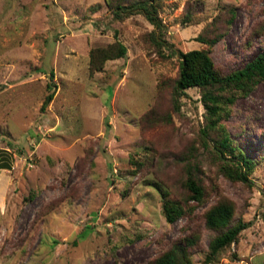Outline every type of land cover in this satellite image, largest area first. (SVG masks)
<instances>
[{
	"label": "rangeland",
	"instance_id": "obj_1",
	"mask_svg": "<svg viewBox=\"0 0 264 264\" xmlns=\"http://www.w3.org/2000/svg\"><path fill=\"white\" fill-rule=\"evenodd\" d=\"M188 3L199 4L197 21L182 23ZM226 5L235 14L211 47L215 64L230 72L264 49V0H166L171 48L206 47L195 36L228 16ZM115 29L126 55L90 74V48L114 41ZM151 29L139 13L113 19L104 0H0V159L10 163L0 168V264H146L185 234L198 236L192 264H264V80L222 119L255 164L248 181H233L212 144L203 147L198 87L185 88L172 109L179 58L168 47L158 52ZM187 150L197 152L206 195L167 222L155 182L181 199L175 156ZM132 153L145 159L134 174ZM222 198L235 205L233 222L248 224L206 261L214 231L204 213Z\"/></svg>",
	"mask_w": 264,
	"mask_h": 264
},
{
	"label": "trees",
	"instance_id": "obj_2",
	"mask_svg": "<svg viewBox=\"0 0 264 264\" xmlns=\"http://www.w3.org/2000/svg\"><path fill=\"white\" fill-rule=\"evenodd\" d=\"M166 0H104L111 16L115 20H124L132 14H142L152 25L148 33L150 42L156 46L158 52L163 56L162 48L168 47L172 53L179 58L178 74L174 79L171 99L172 109L179 110L178 98L184 89L196 86L200 92V101L204 108V123L201 130L203 147L212 151L220 159L219 169L222 174L233 181H248V174L254 168V160L247 156L242 149L235 144L230 133L222 123V119L230 113L231 106L238 95L247 94L259 81L264 80V49L256 53L241 67L230 72H223L214 62L210 51L211 47L222 38L224 31L234 17L233 5H226L225 13L221 20L213 17L198 32L195 39L206 44V47L181 50L171 48L172 44L166 40L164 34L166 26L160 15V10ZM199 4L188 3L181 18L182 23L197 21L194 14L199 9ZM223 22L224 25H220ZM264 28V27H263ZM118 30H114L115 39L104 45L90 48L88 68L92 74L100 70L108 59L124 57L127 53L126 45L117 37ZM252 40V39H251ZM53 71L50 70V76ZM54 91L46 93L41 109L44 110L52 100ZM149 113H147L148 115ZM150 116V115H149ZM161 116L166 122L171 119V112L165 110ZM148 117V116H147ZM211 141V142H210ZM190 150L187 153L177 154L175 158L184 166V177L182 185L185 195L180 199L173 197L170 188L157 180L155 186L160 193L161 211L167 222H173L180 216L192 213L197 204L202 203L206 188L198 176L199 157L197 152ZM142 157L137 158L135 153L129 157V162L134 174L144 164ZM10 167V163L3 157L0 159V168ZM192 201V202H190ZM235 205L232 200L222 198L206 209L204 213L205 225L214 231L208 242L205 255L206 261H211L221 250L236 241L239 232L246 227L248 222L238 218L233 222ZM198 236L185 234L175 240L171 246L158 254L146 264H192L191 249L196 244Z\"/></svg>",
	"mask_w": 264,
	"mask_h": 264
}]
</instances>
